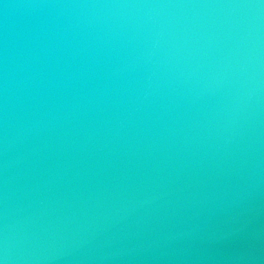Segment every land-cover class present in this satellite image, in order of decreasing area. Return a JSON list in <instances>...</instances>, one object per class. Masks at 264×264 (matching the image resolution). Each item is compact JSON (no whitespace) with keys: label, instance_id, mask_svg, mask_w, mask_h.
Returning a JSON list of instances; mask_svg holds the SVG:
<instances>
[{"label":"water","instance_id":"95a60500","mask_svg":"<svg viewBox=\"0 0 264 264\" xmlns=\"http://www.w3.org/2000/svg\"><path fill=\"white\" fill-rule=\"evenodd\" d=\"M0 264H264V0H0Z\"/></svg>","mask_w":264,"mask_h":264}]
</instances>
